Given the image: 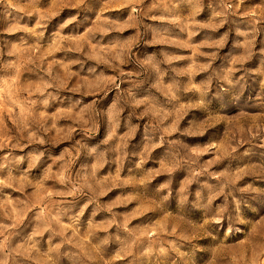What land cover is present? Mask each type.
<instances>
[{"label": "rangeland", "instance_id": "rangeland-1", "mask_svg": "<svg viewBox=\"0 0 264 264\" xmlns=\"http://www.w3.org/2000/svg\"><path fill=\"white\" fill-rule=\"evenodd\" d=\"M0 264H264V0H0Z\"/></svg>", "mask_w": 264, "mask_h": 264}]
</instances>
